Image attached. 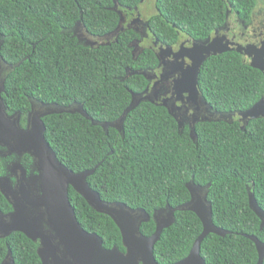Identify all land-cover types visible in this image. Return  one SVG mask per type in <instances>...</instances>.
Listing matches in <instances>:
<instances>
[{
    "label": "trees",
    "instance_id": "trees-1",
    "mask_svg": "<svg viewBox=\"0 0 264 264\" xmlns=\"http://www.w3.org/2000/svg\"><path fill=\"white\" fill-rule=\"evenodd\" d=\"M142 0H0V66L5 72L2 95L8 112L21 113L22 124L31 101L61 107L82 106L80 113L44 118L45 138L58 160L73 173L95 169L89 186L107 203L143 209L151 218L167 205L176 209L191 200L187 184L206 187L216 227L201 245L205 264H257L255 236L264 243L262 221L249 204L248 189L264 211V118L209 121L188 126L166 107L141 102L119 127L132 94L146 90L148 81L137 72L158 67L153 49L134 55L140 36L126 29L111 45L84 46L74 35L78 23L92 36L113 34L121 15L133 14ZM256 0H155L156 14L148 30L163 46L183 38L204 41L223 27L229 13L249 19ZM203 101L219 115L242 113L264 97V75L243 55L226 52L208 58L198 76ZM104 126V127H103ZM30 161V157H27ZM3 168L0 164V173ZM70 202L81 227L98 235L106 249H126L112 218L95 211L70 188ZM12 207L0 192V211ZM156 231L153 219L141 232ZM203 224L191 211H177L154 247L158 264H175L189 256ZM39 243L22 233L0 239V264L12 252L14 264H42ZM264 264V263H263Z\"/></svg>",
    "mask_w": 264,
    "mask_h": 264
},
{
    "label": "water",
    "instance_id": "water-1",
    "mask_svg": "<svg viewBox=\"0 0 264 264\" xmlns=\"http://www.w3.org/2000/svg\"><path fill=\"white\" fill-rule=\"evenodd\" d=\"M122 24L121 20L113 33L114 36L124 31ZM214 34L204 41L188 38L183 44L184 52L190 53V57L193 55V64L186 68L175 87L178 103L183 101V96L191 97L195 101L201 100L198 76L204 62L212 56L226 52L248 55L250 66L260 70L264 75V47L221 44L219 40L212 39ZM209 42L213 43L208 45ZM186 44L189 47H185ZM0 67L2 68V64ZM137 74L146 77L145 72H137ZM4 83L5 78L3 80L0 78V147L7 149L9 154L30 155L38 174L30 177L31 185L22 180L21 184L15 188L7 176L0 177V192L13 207V211L8 214L0 211V239L8 238L13 233L26 235L33 242L39 243L37 250L42 264H158L153 252L164 230L174 224L177 211H191L202 222L203 232L195 241L189 256L175 264H205L200 255L205 238L210 234L221 237L228 234L213 223L212 205L208 201L210 184L206 187L193 183L187 184L191 200L176 209L167 205L164 209L155 211L153 218L143 209H132L124 203H107L88 184L87 180L95 173V169L78 174L73 173L58 160L45 138L44 118L54 114L80 113L90 119L83 107L46 104L37 107V103L31 101L32 109L28 115L27 127L24 129L20 125L19 115L10 117L7 113V107L2 98L5 91ZM132 97V103L120 118L119 123L112 126L120 128L126 116L146 99L143 94H132ZM177 100L175 105L178 106ZM166 108L170 115L176 118L174 109ZM222 117H225L226 121L231 122L229 119H234L244 124L252 119L264 118V97L246 112L221 115V119ZM178 124L180 128L183 127L179 120ZM194 132L195 127L191 129L193 137ZM70 188L80 194L95 211L113 219L121 231L125 253L117 247L106 249L98 235L89 234L81 227L70 202ZM248 194L251 209L262 221V230L264 211L258 206L251 189H248ZM151 219L156 223V231L152 236L146 237L142 234L141 227ZM245 237L255 243L259 254L257 264H263L264 243L255 236L245 235ZM2 264H14L11 251H8Z\"/></svg>",
    "mask_w": 264,
    "mask_h": 264
},
{
    "label": "flooded vegetation",
    "instance_id": "flooded-vegetation-1",
    "mask_svg": "<svg viewBox=\"0 0 264 264\" xmlns=\"http://www.w3.org/2000/svg\"><path fill=\"white\" fill-rule=\"evenodd\" d=\"M256 1V8L252 11L249 19H244L236 13L231 14L228 12L229 15L227 22L223 27L217 30L218 32L214 34L212 39L219 40L221 44L230 43V45L240 44L246 47L249 45L257 48L264 47V0ZM119 13L121 15V20L124 21V30H134L140 36L139 39L131 44L132 47H134V55H140L145 49L150 48L156 53L159 61L156 69L145 72L148 86L146 87V90L141 93L146 98L142 102H149L153 105L173 108L176 118L182 122L183 127L188 126L190 129L194 128L198 123L220 120L221 115L214 112L202 98L201 100L195 101L191 97L188 98L187 96H183V101L179 103L176 99L175 87L177 86V82L182 78V74L186 68L193 64V55L190 57V53H185L184 49H182L184 48L183 44L188 38H183L178 45L162 47V45L156 42L151 36L148 30L147 21L140 19V17L137 19L136 16L138 15L136 14L125 17L122 15L121 11H119ZM148 33L152 39H148ZM77 34L78 40L84 46L91 48L111 45L116 38L113 34L106 36H92L88 32L84 33L82 28H78ZM146 40H148L150 46L142 48V42H146ZM212 43L213 42H209L208 45H211ZM187 46L188 45L186 44L185 47ZM243 57L250 62L248 55H243ZM10 70L11 67L5 66L4 68L2 66V76L0 75L1 80H3L5 72H9ZM176 100L178 106L175 105ZM39 106L41 107V104L37 103V107ZM7 113L10 117H17V115H19L21 127L24 129L27 127L29 114L26 117V123L23 125V116L21 113L11 114L8 112V109ZM224 118L225 117H222L221 120H225ZM27 157H30V161L27 160ZM0 164L3 168L0 177L7 176L14 188L19 186L22 180L31 185L32 179H30V177L38 174V171L34 166L33 158L30 155L19 156L17 154H9L7 149L2 147H0ZM20 168H22V171H20ZM12 211L13 207L11 212Z\"/></svg>",
    "mask_w": 264,
    "mask_h": 264
},
{
    "label": "rangeland",
    "instance_id": "rangeland-1",
    "mask_svg": "<svg viewBox=\"0 0 264 264\" xmlns=\"http://www.w3.org/2000/svg\"><path fill=\"white\" fill-rule=\"evenodd\" d=\"M154 3H155V0H143V3L139 7V9L136 10L135 13H133V14L138 15V16H136L137 19H138V17H140V19L147 21L149 17L156 14V9L154 8L155 7ZM122 15H124L126 17V16H131L132 14H123V12H122ZM122 22H123V27L125 29L124 21H122ZM78 28H82L84 33H87L85 31V29L83 28V26L81 25V23H78L76 25V27L73 29V33L76 37H78V34H77ZM148 39H152V37L150 36L149 33H148ZM147 46H150V43L148 42V40H146V42L143 41L142 42V48H145Z\"/></svg>",
    "mask_w": 264,
    "mask_h": 264
}]
</instances>
